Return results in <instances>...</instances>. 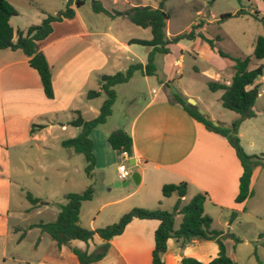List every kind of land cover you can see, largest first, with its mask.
Wrapping results in <instances>:
<instances>
[{"label":"crops","instance_id":"crops-1","mask_svg":"<svg viewBox=\"0 0 264 264\" xmlns=\"http://www.w3.org/2000/svg\"><path fill=\"white\" fill-rule=\"evenodd\" d=\"M100 1L106 6L102 0ZM81 5L78 7L71 5L74 10L73 16L52 22L50 32L37 42V49L43 54L49 68L52 88L51 98H46L43 95L38 75L28 65L27 56L20 49H0V191L4 195L7 192L6 180L9 177V150L13 151L11 155L16 160L22 162L21 155L17 150L26 144L30 138L37 139L36 132H33L30 128L32 121L39 119L41 122L38 125H41V127H36L37 131L44 130L47 133L54 125L58 126L60 131L66 130L67 120L61 121L60 115L66 117L68 113L71 116L74 111H78L84 119L94 117L103 100L101 98L103 93L100 92L90 99L85 98V93L89 89L98 90L97 76L105 74L106 69L116 72L125 69L130 63L140 62L143 64L145 62L149 47L147 46L144 51H141L136 47H132L136 44L127 41L131 38L148 40L150 32L147 27H140L142 30L148 29V35L141 36L143 38L124 34L122 28L125 27L124 22L128 20L124 16L118 15L114 17L107 16L113 20V23H106L105 28H98L96 25L89 23L97 17L91 15L85 9L82 14L80 11ZM138 6L146 5L141 4ZM195 24H197L194 30L195 33H202V21L193 23V25ZM110 28H113V30H108ZM20 30L25 31V29ZM164 34L167 39H171L176 35L168 32L166 20ZM14 39L15 31L12 28V40ZM192 41L195 44H200L202 39L195 37ZM171 44L174 43L169 42L166 44L167 53L154 55L155 76L159 72L161 78L156 79L158 82L157 88L151 87L146 96L141 94L140 91L134 90L127 98L121 97L125 101L123 109L128 113L126 126L121 127V129L130 136L131 154L130 156H124L121 152L108 147L109 149H106V151L103 149V153L106 155L103 164L107 167L113 165V173L117 177V171L122 166L121 161L125 160L128 164L129 161H132V164L135 165L133 171L137 173L138 180L133 183L130 179L132 189L110 202H120L129 195H135L133 201L129 202L126 207L153 208L161 204L160 196H158L161 185L183 181L186 183V191L184 196L181 197L182 202L188 201L197 192H204L206 195L205 200L213 206L226 210V212L230 211L229 217L231 212L235 211L233 217L235 218L238 213L245 209L246 201V199L239 203L234 201L241 167L236 156H234V151L231 150L232 147L224 141V137L207 130L200 122L191 118L173 99L174 92L169 89L168 80L173 77L174 73L179 74L181 72V50L177 47V57H170L172 53L170 51ZM196 50L197 46L193 50V53L197 55ZM121 55L124 60H129V62L122 64L125 66L119 69ZM158 58L160 59L157 63ZM140 75L143 78L147 77L141 73ZM263 78L264 75L262 74L255 80L259 87L264 86ZM114 93L115 102L120 96L115 91ZM136 93L140 94V103L129 113V106L132 101L130 99H133V95ZM179 95L186 98L187 92L182 89V93ZM259 96L260 90L258 89L255 101ZM253 105L252 110L254 111ZM84 113H89L90 116H83ZM202 114L210 119L209 115ZM74 130L76 134L77 128L74 127ZM236 134L239 137L238 130ZM103 135L106 139L107 133L105 132ZM93 149L94 143L92 141ZM112 152L115 155H112ZM57 162L56 166H69V161L58 160ZM258 168L259 166H255L252 169L250 188L253 175H255ZM111 181L125 183L114 186L123 187L129 184L124 179L117 182L112 178ZM44 205H47V203ZM230 219L232 218L230 217ZM222 223L228 228L231 226V220L227 222L224 220ZM157 224L158 221L155 219H131L120 234L107 240L108 246L105 254L99 260L90 264H150L152 247L149 243L151 238L153 241V231ZM177 225H174V227ZM12 228L14 232L18 230L17 226ZM15 228L16 230H14ZM125 230L132 232L137 239L146 242V247H148L146 255L145 250L144 255L139 256L132 248L135 243L134 239L123 241L128 245L127 254L120 248L118 238L122 236L121 234H124ZM0 232L5 233L4 225L1 222ZM228 237L232 236L228 235ZM101 243H103V240L96 234L86 242L71 239L67 244L60 245L58 249L51 247L47 253L37 260L36 264H78L75 255L70 251V247L90 252ZM216 252L217 246L214 240L190 238L182 241L181 239L167 238L165 250L160 254V259L162 264H181L180 258L188 256L205 264L216 255ZM225 253L232 259L227 252Z\"/></svg>","mask_w":264,"mask_h":264},{"label":"rangeland","instance_id":"rangeland-1","mask_svg":"<svg viewBox=\"0 0 264 264\" xmlns=\"http://www.w3.org/2000/svg\"><path fill=\"white\" fill-rule=\"evenodd\" d=\"M6 1L17 12L9 18L13 31L17 28L26 29L31 24H38L45 14H53L63 9L65 4L64 0ZM158 1L102 0L106 7L99 0L102 6L117 11L141 4L156 7ZM84 9L97 17L94 21L88 22L98 28H105L106 23H113V20L106 15L95 14L87 0L80 7L82 14ZM162 9L168 15L166 28L170 34H181L191 27L195 30L197 24L194 26L193 23L202 21L203 29L200 35L210 39L213 43V47L210 48L203 39L200 44H195L192 39L188 38H179L172 42L175 45H170L172 52L170 57H177V47L181 50V72L174 73L173 77L168 80L169 89L177 94H181L184 89L187 92L186 102L187 98L195 100L194 106L202 113L209 115L212 122L224 127L229 126L233 120L237 119L238 114L220 106L221 91L208 90L206 81L229 82L233 74L231 58L245 56L250 57L249 67L261 64L264 75V56L259 60L252 58L255 39L264 33V0H163ZM239 9L244 13L234 15ZM224 13H229L230 16L220 19V15ZM124 23L122 33L140 37L148 35V29L142 30L128 21ZM108 30L112 31L113 28ZM195 46H197V55L193 53ZM132 47L144 51L147 46L136 44ZM217 50L226 53L228 57L219 56ZM119 61L121 62L119 69L125 66L122 64L129 62V60H124L122 55ZM105 72V74L114 73L111 69H106ZM156 79H161L159 72L156 76L143 78L139 71H134L126 82L113 86L112 89L120 97L112 103L111 115L109 114L110 116L108 115L105 121L97 125L90 134L94 143L92 150L94 163L89 175H86L84 171L83 156L60 144L61 139L75 135L74 127L67 123L75 116V113L71 116L67 113L66 117L60 115L61 121L67 120L64 131H60L59 127L54 125L47 133L44 130L39 132L36 125L41 121L39 119L32 121L30 128L36 132L37 139L30 138L17 150L22 162L16 160L11 155L13 151L9 150L7 192L4 195L0 191V222L5 228V233L0 232V264H36L37 260L51 249L52 243L47 233L37 227L27 228V226L39 221L53 220L57 213L55 203L63 202L65 193L81 192L86 187L91 188L90 199L81 202L78 213L79 224L85 228L94 229L113 223L122 213L135 207H126L129 202L133 201L135 195H129L120 202H110L129 192L132 186L130 174L124 179L129 183L128 186H114V181H111L112 178L117 182L122 180L115 177L113 165L107 167L103 164V160H106L103 152L110 147L103 134L126 126L128 113L123 109L125 101L121 97L127 98L134 90L146 96L151 87L157 88ZM259 90L260 96L253 105L254 111L252 110L255 114L241 120L237 130L240 134L238 140L242 150L246 154H262L264 157V86H260ZM139 96L140 94L136 93L133 99H130L132 101L129 113L140 103ZM101 98H104V95H101ZM88 114L84 113L83 116H90ZM224 141L228 143L225 137ZM231 150L233 151L232 148ZM112 155L115 153L112 152ZM58 160L69 161V166H56ZM121 162L122 166L130 172L135 169V165L128 164L125 160ZM251 190L252 195L246 198L245 209L232 219L229 217L230 211L226 212L218 206H213L207 200L204 202L203 212L211 218V228L222 231L225 252L236 264H264V166H259L253 175ZM25 192L38 198L42 204L31 207L24 197ZM158 196H160L161 204L157 206L169 211L175 198L173 196L164 198L160 191ZM45 203L47 205H44ZM224 220L226 222L231 220L229 228L223 225ZM178 221L179 216H175L174 225H177ZM13 226H17L18 230L12 231ZM21 232L23 236L18 240ZM229 234H232L234 238L228 237ZM121 235L118 238V244L126 254L128 245L123 241L134 239L135 243L132 248L139 256L144 255V250L146 255L148 247L145 241L137 239L128 230ZM149 244L152 247V238Z\"/></svg>","mask_w":264,"mask_h":264},{"label":"trees","instance_id":"trees-1","mask_svg":"<svg viewBox=\"0 0 264 264\" xmlns=\"http://www.w3.org/2000/svg\"><path fill=\"white\" fill-rule=\"evenodd\" d=\"M86 0H64V8L53 14H45L38 24H31L23 32L20 29L15 30V39L12 40V28L8 22L9 18L15 15L16 9L6 0H0V49H20L27 56L28 65L35 70L38 75L42 93L46 98L52 97V88L50 81L49 68L43 54L37 49V42L43 39L51 30V24L60 21L63 18H70L74 14V7L80 6ZM94 13H101L108 17L118 15L124 16L132 24L145 28L150 32L148 40L131 38L127 42L148 46L149 50L145 56V62H134L128 64L125 69L116 71L112 74H100L97 76L98 90L90 89L85 93V98L90 99L97 96L100 92L104 98L101 101L97 114L84 119L78 111H74L75 116L67 123L77 128L74 136L62 139L61 146L71 148L75 153H80L85 161L84 171L89 175L93 168L94 156L92 153V141L89 133L97 125L103 123L111 112V106L114 102L115 93L112 87L116 84L126 82L134 71H139L145 76L155 75V54H165L168 52L166 44L175 42L179 38L193 39L199 36L210 48L213 43L210 39L204 38L200 33H195L194 27L187 32L177 34L171 39H167L164 34L165 20L167 13L162 9L163 0H159L156 7L151 6H131L123 11L108 10L102 6L98 0H87ZM244 13L241 9L234 15ZM230 16L229 13L220 15V19ZM195 26V25H194ZM217 53L221 57L228 55L220 50ZM264 56V33L258 35L255 39L252 58L259 60ZM233 74L228 83L216 80H207L206 86L210 91L220 90V106L238 114L237 119L233 120L229 126L224 127L219 124L213 125L210 119L197 112V108L185 101V98L177 93H173V99L182 107V109L194 120L200 122L207 130L215 132L225 137L232 147L234 154L241 167V173L238 177L237 193L234 197L236 203L244 201L252 195L249 186L252 169L259 165L264 166V157L262 154H246L239 145L236 134L238 124L244 118L254 115L252 105L258 95L259 84L255 80L262 75V65L258 64L249 67L250 57L231 58ZM41 127V125H36ZM33 129V128H31ZM106 141L111 149L117 152H125L127 156L131 154L130 136L121 128L111 130ZM186 191V183L179 182L175 184H163L160 187L162 197H175L171 209L165 210L158 206L147 209L142 207H132L122 213L117 221L107 224L103 227L94 229L85 228L79 224V208L81 202L89 200L91 197V188L86 187L81 192H68L64 194V201L55 203L57 208L56 216L53 220L47 222L31 223L27 226L37 227L48 234L52 247L58 249L60 245L67 244L71 239H78L83 242L91 239L94 234L103 240L94 250L87 252L79 248L70 247V251L75 255L78 264H90L99 260L106 252L107 240L112 236L121 233L124 226L133 218L155 219L158 221L153 231V246L150 251V264H162L160 254L165 250V241L167 238L181 239L182 241L190 238L214 240L217 246L216 255L205 264H236L225 253L223 243L224 234L222 231L211 228V218L203 212V202L205 200L204 192L193 194L188 201L182 202L181 197ZM24 197L30 203L31 207H37L42 202L32 196L29 192L24 193ZM179 215L178 225L174 227V216ZM235 216V211L231 212V218ZM16 230V228L14 229ZM233 237L232 234H229ZM23 236V232L18 235V240ZM181 264H204L193 257L182 256Z\"/></svg>","mask_w":264,"mask_h":264},{"label":"water","instance_id":"water-1","mask_svg":"<svg viewBox=\"0 0 264 264\" xmlns=\"http://www.w3.org/2000/svg\"><path fill=\"white\" fill-rule=\"evenodd\" d=\"M187 103L191 104V105H194V101L191 99V98H187ZM197 112L202 114V111L200 109L197 108ZM204 117L206 118V116L204 115ZM213 125H217L216 122H212ZM133 162L132 161H129V164H132ZM130 179L133 181V183H136L137 180H138V175L135 171H132L130 173ZM117 184H125L124 182H120V183H114V185H117Z\"/></svg>","mask_w":264,"mask_h":264},{"label":"built area","instance_id":"built-area-1","mask_svg":"<svg viewBox=\"0 0 264 264\" xmlns=\"http://www.w3.org/2000/svg\"><path fill=\"white\" fill-rule=\"evenodd\" d=\"M124 156H126L127 154L125 152H121ZM130 171L127 170L126 168H124L123 166L119 167L118 171H117V177L121 180L125 179V177L127 175H129Z\"/></svg>","mask_w":264,"mask_h":264}]
</instances>
